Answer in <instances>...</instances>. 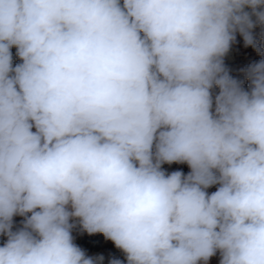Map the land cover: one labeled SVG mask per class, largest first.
Wrapping results in <instances>:
<instances>
[{
  "label": "clouds",
  "instance_id": "9594fccd",
  "mask_svg": "<svg viewBox=\"0 0 264 264\" xmlns=\"http://www.w3.org/2000/svg\"><path fill=\"white\" fill-rule=\"evenodd\" d=\"M237 34L264 57V0H0V264H104L77 228L108 264H264V58L233 77Z\"/></svg>",
  "mask_w": 264,
  "mask_h": 264
},
{
  "label": "rangeland",
  "instance_id": "374dc122",
  "mask_svg": "<svg viewBox=\"0 0 264 264\" xmlns=\"http://www.w3.org/2000/svg\"><path fill=\"white\" fill-rule=\"evenodd\" d=\"M257 34L260 29L257 27L254 30ZM13 51V63H19V59L15 57V49ZM262 57L258 54L255 49L251 46L245 47L243 43V38L237 34V41L234 43L230 51L224 57V62L226 67L230 70V74L237 79H244L242 69L246 68L253 62L259 61ZM248 81H244V87L247 88ZM167 171L181 170L185 174L189 171L187 165L173 164V165H164L163 166ZM209 192L215 191V187L208 189ZM22 217H15V223L19 225ZM73 236L75 238L74 242L86 251L88 255H104L105 262L108 264L109 257H116L119 259H124L123 253L116 249L114 244L110 240H105L102 234L97 233L95 235L89 236L87 233H81L79 228L73 231ZM6 237L0 236V245L5 241ZM209 264H219V254L213 256L209 260Z\"/></svg>",
  "mask_w": 264,
  "mask_h": 264
}]
</instances>
